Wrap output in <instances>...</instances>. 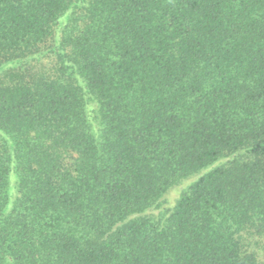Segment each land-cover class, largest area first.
I'll use <instances>...</instances> for the list:
<instances>
[{"label": "trees", "instance_id": "1", "mask_svg": "<svg viewBox=\"0 0 264 264\" xmlns=\"http://www.w3.org/2000/svg\"><path fill=\"white\" fill-rule=\"evenodd\" d=\"M0 264H264V0H0Z\"/></svg>", "mask_w": 264, "mask_h": 264}]
</instances>
